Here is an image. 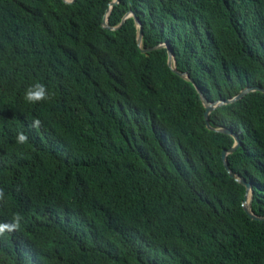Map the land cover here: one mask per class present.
<instances>
[{"label": "trees", "instance_id": "obj_1", "mask_svg": "<svg viewBox=\"0 0 264 264\" xmlns=\"http://www.w3.org/2000/svg\"><path fill=\"white\" fill-rule=\"evenodd\" d=\"M112 1L0 0V264H264V93L196 89L264 88V0Z\"/></svg>", "mask_w": 264, "mask_h": 264}, {"label": "water", "instance_id": "obj_2", "mask_svg": "<svg viewBox=\"0 0 264 264\" xmlns=\"http://www.w3.org/2000/svg\"><path fill=\"white\" fill-rule=\"evenodd\" d=\"M64 1L67 2V3H72V2H74L76 0H69V1L64 0ZM117 1L118 0H113L109 4V6L111 7L112 5H114L115 3H117ZM132 16L134 17L135 23L139 26V22H138L137 18L134 15H132ZM140 42H141V30L139 28V32H138V36H137V44H138V46L140 45ZM152 49L153 48H148L146 50H143L142 52H146V51H149V50H152ZM167 53H168L167 64H168L169 67H171L172 54H171L170 49L167 50ZM172 70L178 76H180L182 78H185L187 80H190L186 75L177 72L173 68H172ZM190 81L193 82L192 80H190ZM196 89H197V92L200 95V98H201L202 102H203V106H204V119H205L206 126H207L208 129H212L209 126V114H210V112L212 110H214L215 108H217L218 106H220L221 104L231 103V102H233L235 100H238V99L242 98L243 96H245L246 94H248L250 92L258 91V92L264 93V88H261V87H258V86L247 87V88L243 89L238 95H236L235 97H233V98H231L229 100L220 101V102L214 103V102H209L208 100H206L205 97L202 95V93H201V91H200V89L198 87H196ZM219 131L231 135L233 137V139H234V145L230 149L222 151V153H221V159L223 161V165H224L225 169L227 170L229 176L230 177H235L236 181L245 188V194H244V199H243V202H242V208H243L244 212L248 215V217L250 219H253V220H263L264 219V216H262V217L255 216L250 211V203L252 201V195H253V190L251 188V183L246 182L245 179H243L242 177H240L238 175L233 176L232 172L227 167L226 156L228 154L232 153L233 151H235L240 146V141H239L238 137L234 133H232L230 130H228V129H220ZM248 193H250V201H249V206L246 207L244 205V202H245V200L247 198Z\"/></svg>", "mask_w": 264, "mask_h": 264}, {"label": "clouds", "instance_id": "obj_3", "mask_svg": "<svg viewBox=\"0 0 264 264\" xmlns=\"http://www.w3.org/2000/svg\"><path fill=\"white\" fill-rule=\"evenodd\" d=\"M49 98L47 86L39 81L34 82L24 91V100L29 104L40 103ZM31 126L33 128H39L41 126V121L39 119H34ZM28 140L29 137L24 132H19L17 134L16 141L18 144H26ZM4 196V189L0 188V200H3ZM20 219H22V217L17 213L13 217V225L0 224V235L5 234V232L13 231L15 227L19 226L18 222Z\"/></svg>", "mask_w": 264, "mask_h": 264}, {"label": "bare ground", "instance_id": "obj_4", "mask_svg": "<svg viewBox=\"0 0 264 264\" xmlns=\"http://www.w3.org/2000/svg\"><path fill=\"white\" fill-rule=\"evenodd\" d=\"M249 201H250V193H248L247 198H246V200H245V202H244V205H245L246 207L249 206Z\"/></svg>", "mask_w": 264, "mask_h": 264}, {"label": "rangeland", "instance_id": "obj_5", "mask_svg": "<svg viewBox=\"0 0 264 264\" xmlns=\"http://www.w3.org/2000/svg\"><path fill=\"white\" fill-rule=\"evenodd\" d=\"M66 1H69V0H66Z\"/></svg>", "mask_w": 264, "mask_h": 264}]
</instances>
